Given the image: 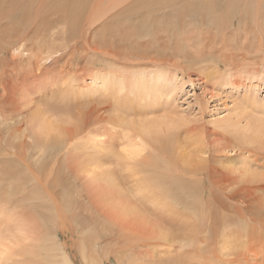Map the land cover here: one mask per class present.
I'll use <instances>...</instances> for the list:
<instances>
[{"label":"bare ground","instance_id":"6f19581e","mask_svg":"<svg viewBox=\"0 0 264 264\" xmlns=\"http://www.w3.org/2000/svg\"><path fill=\"white\" fill-rule=\"evenodd\" d=\"M64 1L65 3L58 0V5L62 6L61 13L69 17L65 22L69 26L66 42L58 43L59 45L54 47L51 43H40V36L39 39L36 38L37 49L33 46V52V49L26 45L24 38L12 37L14 40L17 38L13 42L15 47L6 53L12 57L13 51L21 55L24 54L25 48H29L33 58L31 65H26L29 70L23 73L22 68L16 70L17 64H6L3 69L0 67V106L4 104L5 108L14 110L15 115L12 118L21 114V111L16 110V104H25L24 101H29L30 96L39 95L49 99L51 98L48 96H51L59 100H69L68 98L72 97L75 100V94L81 96V90L85 87L91 89V92L110 90V93H115L117 88L122 90L133 81L126 76L118 77L111 68L117 63L114 59L117 56L95 47L97 45L91 39L93 27L103 17L110 15L104 13V16L103 8L100 7L102 2L97 0L96 4L90 6V16L81 27L82 22L79 20L87 7L86 0H71L69 3ZM129 1L131 0H114L111 8L117 10V7L122 6L117 15L129 14L136 19L139 14L142 20L143 17L151 18L157 12H166L171 7L176 8L174 6L185 3L183 9L180 7L177 19L185 20L189 12L201 26L196 27L200 31L198 37L191 36L193 32H190L188 39L184 40L193 48L200 46L201 51L205 49L209 52L207 56L194 49L195 64L204 61L202 59L206 57L210 60L217 44L223 46L221 49L230 46L239 48V51H247L246 54H252L253 58L256 54L262 55L264 52V0L230 2L224 7L213 0H135L131 5ZM189 2H192L194 7ZM20 9L22 10L19 11L17 6L18 17L15 16L16 11H0V19L5 20L2 18L5 13V16L20 18L15 21L19 22L18 25L23 29L22 36L25 38L33 33L44 34L46 30H54L57 26L54 23L48 24V21H32L33 24H28V21L24 20L27 9ZM34 12L39 16L41 8ZM107 12H111L110 7ZM236 17L244 19V22L239 20L234 23L235 20L232 19ZM181 25L183 26V23ZM59 26L56 27L57 30L65 28L66 31L63 24L59 23ZM235 26L237 29L232 31L231 28ZM209 30L213 31V34L220 33L221 38H209ZM79 43L83 49L86 47V51L89 50L93 56L99 57V61L110 59V74L117 79L109 76L101 78L77 71L71 75V79L67 78L63 71L47 79L49 72L46 69L49 65L58 64L63 53L75 50ZM6 47H10V44ZM143 59L145 58L129 62L130 60L124 58L123 62L132 64L123 66H135L137 64L133 62ZM220 59L225 61L222 57ZM153 63L154 60H151V64ZM89 66L92 68L96 65ZM89 76L95 87L86 84L88 80L85 79ZM226 76L221 84L224 87L229 85L234 90L249 91L264 89L263 78L254 77L255 75L245 71L235 75L228 73ZM250 78L255 81L252 82ZM140 80L142 83V79ZM240 80L246 82L239 84ZM96 81L101 85L96 86ZM68 82L76 88L71 89L72 94L64 90ZM136 82L135 77L134 83L137 84ZM83 83L85 86H82ZM145 89L150 92L157 91L156 85L153 84ZM119 104L115 107L117 110L130 111L125 102ZM100 111L92 108L84 113L82 117L85 119L79 121L77 129L67 141L72 142L68 149L67 164L73 174H69V177L78 182L85 179L90 184L88 193L92 195L91 213L99 220L100 228L118 233L132 243L115 245L100 253L101 244L96 227L88 232L72 231L79 237L76 245L79 264H107L110 257H114L118 264H142L145 256L153 259L158 255L157 248L171 250L175 243L189 245L191 250L190 259L179 264H264V120H257L255 116L249 115L243 127L240 126L241 122H234L233 119L232 125L229 120L220 119L218 125L228 127L224 131L191 127L182 131L175 128L173 132L169 123L129 122V130H124L113 138V121L107 122ZM53 126L43 125L45 130H51ZM108 126L110 132L106 130L103 135L107 137V141L110 139V142H107V147H103V142L100 143L102 147H97L93 144V136ZM125 131L130 134L125 138L126 144L123 146L117 138H121ZM83 133H86V137L80 138ZM90 134L93 136H89ZM84 138L86 143L75 146V143ZM103 150H107L105 155H101ZM107 164H110V169H105ZM62 180L65 179H59L57 189L53 188L44 196L32 198L27 210L10 208L5 203L7 200L0 198V204L3 202L0 208V264H76L64 248L57 245L55 239L59 230L69 229L68 209L73 198L64 196L63 185L59 184ZM33 214L38 219L44 218L46 223L35 225ZM136 248L151 250L142 256L129 257L135 253Z\"/></svg>","mask_w":264,"mask_h":264},{"label":"rangeland","instance_id":"374dc122","mask_svg":"<svg viewBox=\"0 0 264 264\" xmlns=\"http://www.w3.org/2000/svg\"><path fill=\"white\" fill-rule=\"evenodd\" d=\"M59 1L65 3L64 0ZM92 1L86 0L87 7L79 20L82 22L80 24L81 27L87 21V17L90 16V6L97 3V0ZM131 1H129L130 5L135 2V0ZM213 1L219 5L222 4L224 7L227 3L241 2L242 0ZM69 2L71 0L66 1V3ZM98 2H102L100 7L103 8V14L110 15H107V18L103 17L104 20L101 19L93 27L91 39L96 43L97 46L95 47L110 52L112 56H117L114 58L117 63L111 67L112 71L118 77L126 76L131 78L133 81H131L130 85L122 90L117 88L115 93H110V90L107 92H91V89L85 87L81 90V96L75 94V100L72 97L68 98L69 100H59L51 96H48L51 99L46 97L41 98L39 95H35L34 97L30 96L29 101H24L26 102L25 104H21L20 102L16 104V110L21 111V114L13 118L12 116L15 115L13 113L14 110L11 111V109L5 108L4 104V107L0 106V198L6 199L7 201H4L10 208L16 207L17 210H27V208H30L28 206L31 204L32 198L44 196L53 188L57 189L56 186L58 185L59 179H65L59 182L60 185H63L64 196L73 197L71 206L68 209L69 229L59 230L57 235H55V239L57 245L63 247L76 264H79L76 249L77 238L79 237L73 234L72 231L76 233L88 232L96 227L98 241L101 244L99 248L100 253L106 249L109 250L110 247L115 245L132 243L118 233L100 228L99 220L91 213L92 207L90 200L92 195L88 193V186L90 184L85 179L83 182H78L75 178L69 177V174H73L67 164L68 149L71 147L72 142L67 141L77 129L79 121L81 122V120L85 119V117H82L84 113L92 108L101 110L100 114L107 122L113 121L112 128L115 130V136L113 138L117 137L124 130H129V122L132 124L138 121L169 123L170 130L173 132L175 128L182 131L191 127L224 131L228 127H220L218 125L220 119H223V121L229 120L230 122L233 119L234 122H241L240 126L243 127L249 115L255 116L257 120H264V89H251L250 91L246 89L234 90L229 85L225 87L221 85L228 73L235 75L245 71L250 75H255L254 77L264 79V52H262L263 56L261 53H258L253 58L252 54H246L247 51H239V48L230 46L221 49L223 46L217 44L215 47L216 51L214 50L212 52L213 56L210 60L206 57V59H202L204 61H199V63L197 62L195 64L196 55L193 54L195 52L194 49L207 56H209V52L205 49L201 51L200 46H194L193 48L191 44L185 41L186 38L188 39L190 32H193L191 36L198 37L200 31L196 27L201 26V24L196 22L195 16H191L189 12L187 15L188 18L185 20L177 19V15L180 14L178 11L180 7L183 9L186 6L185 3L174 6L176 8L171 7L166 12L156 13L154 11L156 13L154 17H147L146 19L143 17L140 20L139 14H137L136 19L132 16L130 17L129 14H124V16L117 15L116 13L122 6L117 7V10L116 8H111L114 0H98ZM32 4L34 5L32 6ZM189 4L193 6L192 2H189ZM17 6L19 11L22 10L20 8L27 9V15L24 16V20L28 21V24L29 22L33 24L32 21H48V24H57L54 30H46L44 34L42 32L40 35L34 33L29 34L25 38V36H22L24 35L23 29L18 25L19 22L15 21L20 18L15 19L13 17V19L5 16L7 15L6 13L2 16L5 20L0 19L1 23L4 22L0 24V33L4 29L2 32L3 35L0 34V52H3V54H0V67L3 69V66L5 67L6 64H12L13 66L17 64L16 70L18 71L22 68L21 73H23L28 69L26 65L29 66L30 62H33L30 54L32 52L28 50L29 48H25L23 53L30 55L29 57L24 54L17 55L14 51L12 52V57H10L6 52L15 47V43L13 42L17 38H24L26 45L30 46V49H33L32 51L35 52L34 47L37 49L36 38L42 36L40 39L38 38L40 43L52 44L55 47L58 43L66 42L68 38L69 33L67 29H69V26L65 22L69 17L65 15V18L63 13H61L60 8L62 6L58 5V0L0 1V11H16L15 16L17 15L18 17L19 11L17 10ZM109 7L111 12L113 10V14L107 12ZM39 8H41V13L38 16L34 11ZM104 9L107 10L104 11ZM84 16L85 20H83ZM237 18L232 19V21L235 20L234 23L239 20L244 22V19ZM33 19L37 20L34 21ZM9 22L12 24L10 25ZM59 23L63 24V27H66V31L65 28L60 29L61 26H59ZM182 23L183 26L181 25ZM208 25L210 27L213 26L212 24ZM10 26L12 27L10 28ZM58 26L60 27L59 30L56 29ZM164 26L166 28H163ZM235 29H237L236 26L231 28L232 31ZM209 31V38L215 36L221 38L220 33L215 32L216 34H213V31ZM5 34L7 37L4 36ZM50 34L53 35V38L56 37L57 40L55 38L52 39ZM13 36L17 38L14 40L12 38ZM46 36L47 38H51L47 39ZM52 41H54L55 45ZM218 41L220 40L218 39ZM5 43L7 46L10 44V47H6ZM80 44L76 45L75 50L73 49L69 52L73 57L68 52H65L62 55V59L60 58L61 60H58L60 62L57 61L58 64L53 66L49 65V68L46 69L49 72L47 79L52 75H57L60 71H63V74L70 79L73 77L71 75L76 71L79 73L86 72V74H94L101 78L109 76L117 79L110 74V59L105 62L102 59L99 61V57L93 56L89 50H85L86 47L83 49L82 44ZM208 49L209 47H207ZM232 52L235 53L233 54ZM171 55L172 57H170ZM220 57L225 59V61L222 62L223 60ZM124 58L130 60L129 62H132V60L137 61L141 58L145 59L139 62H133L137 65L128 67L132 63H127V61L123 62ZM233 59L237 60L232 61ZM151 60H154L153 64H151ZM161 63L166 64L163 65ZM86 64L96 66L91 68ZM126 64L128 66H123ZM232 67L236 68L233 69ZM135 77L137 84L134 83ZM89 78L90 76L86 77L85 81L88 80L86 84L95 87ZM165 78L168 80H164ZM140 79H142V83ZM250 79L252 80V78ZM254 81L252 80V82ZM244 82L246 81L240 80L239 84ZM67 84L68 86L64 90L72 94V91L76 88L72 86V83L68 82ZM151 84L156 85L157 91L150 92V90L145 89V87ZM95 85L100 86L101 83L96 81ZM82 86H85V83ZM26 94L30 95L28 92ZM120 102H125L130 111L122 112L117 110L115 107L117 104L120 105ZM46 124L54 126L51 130H45L43 125ZM97 124L101 126L100 123ZM106 128L100 130L101 132L99 131L94 136L89 135L93 136V144L97 147H102L101 142L105 143L103 147H107V142H110V139L107 141V137L103 135L106 133V130L110 132V126ZM85 134L83 133L80 138L86 137ZM129 134L128 131H125V134L121 138L118 137L119 143L124 146L126 144L125 138ZM84 140L86 138L75 143V146L86 143ZM106 151L103 150L101 155H105ZM105 167V169H110V164L105 165ZM2 203L0 204V208H2ZM33 215V223L35 225H43L46 223L44 218L41 217L38 219L35 214ZM135 250V253L129 257L145 255L151 248H136ZM156 250L158 251V255L153 259L145 256L142 264H179V262H186L191 257L190 246L180 245L179 243H175L171 250L161 247ZM107 264H118V262L114 257H110V261Z\"/></svg>","mask_w":264,"mask_h":264}]
</instances>
